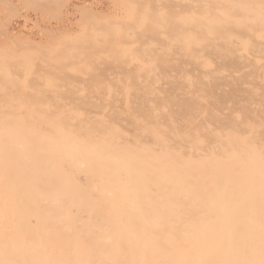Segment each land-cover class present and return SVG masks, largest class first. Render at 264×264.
Segmentation results:
<instances>
[{"label":"bare ground","instance_id":"obj_1","mask_svg":"<svg viewBox=\"0 0 264 264\" xmlns=\"http://www.w3.org/2000/svg\"><path fill=\"white\" fill-rule=\"evenodd\" d=\"M170 1L174 73L114 111L39 110L0 68V264H264V0Z\"/></svg>","mask_w":264,"mask_h":264},{"label":"rangeland","instance_id":"obj_2","mask_svg":"<svg viewBox=\"0 0 264 264\" xmlns=\"http://www.w3.org/2000/svg\"><path fill=\"white\" fill-rule=\"evenodd\" d=\"M165 8L169 15L172 14V1L0 0V68L5 65L12 73L9 79L13 82H8H12V87L15 83L12 88L14 90L8 91L10 84L7 80L4 81L7 84L3 82V85H9L6 86L8 94L5 95L32 103L39 110L50 108L51 104L52 112L62 109H57L59 104L60 107L66 104V110L74 111L72 109L76 104L81 101L87 103L88 98L94 103L92 111L102 98V106L105 105L103 109L114 111L117 105L126 102L123 100L126 97L134 98L132 94H135V90L140 89L139 96L146 95L144 92L149 89L146 84L149 85L156 74L159 79L163 78L160 74L166 71L169 75L173 74L175 64L180 60V54L177 56L172 53V46L168 44L165 35L162 36L164 40L159 38L163 31L168 33L167 28H155L152 31L154 14ZM143 15L144 18L141 17ZM132 25L134 30L130 29ZM126 28L129 29L126 31ZM159 29H162L161 32ZM133 33H137L136 36ZM150 42L157 46H152ZM150 47L153 52L149 50ZM153 53L158 57L154 62ZM23 56H29V59L25 57L24 61ZM26 62L30 67H26ZM153 70L155 72L150 73ZM27 71H31L30 74ZM4 77L0 79L4 80ZM161 83H158L159 86ZM35 100L38 101L36 104ZM112 101L115 108H110ZM82 105L78 107L79 110L75 107V111L86 115L99 113L97 107L95 113L91 109L87 111L83 108L86 106Z\"/></svg>","mask_w":264,"mask_h":264}]
</instances>
